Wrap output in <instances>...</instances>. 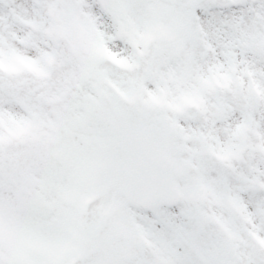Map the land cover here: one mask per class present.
I'll list each match as a JSON object with an SVG mask.
<instances>
[{"label": "snow or ice", "instance_id": "1", "mask_svg": "<svg viewBox=\"0 0 264 264\" xmlns=\"http://www.w3.org/2000/svg\"><path fill=\"white\" fill-rule=\"evenodd\" d=\"M0 264H264V0H0Z\"/></svg>", "mask_w": 264, "mask_h": 264}]
</instances>
